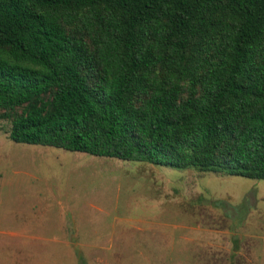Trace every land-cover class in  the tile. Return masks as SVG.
Returning <instances> with one entry per match:
<instances>
[{
    "label": "trees",
    "instance_id": "16d2710c",
    "mask_svg": "<svg viewBox=\"0 0 264 264\" xmlns=\"http://www.w3.org/2000/svg\"><path fill=\"white\" fill-rule=\"evenodd\" d=\"M10 138L264 179V0H0Z\"/></svg>",
    "mask_w": 264,
    "mask_h": 264
},
{
    "label": "rangeland",
    "instance_id": "374dc122",
    "mask_svg": "<svg viewBox=\"0 0 264 264\" xmlns=\"http://www.w3.org/2000/svg\"><path fill=\"white\" fill-rule=\"evenodd\" d=\"M11 127L0 116V264H221L220 241L264 264V179L16 142Z\"/></svg>",
    "mask_w": 264,
    "mask_h": 264
},
{
    "label": "crops",
    "instance_id": "0c3cea01",
    "mask_svg": "<svg viewBox=\"0 0 264 264\" xmlns=\"http://www.w3.org/2000/svg\"><path fill=\"white\" fill-rule=\"evenodd\" d=\"M161 192L162 193H158L157 195H152V197H150V198L151 199L153 198L154 200H157V201H163L164 198H167V199H177V196H181V195H184V196H194V194H192L191 192H184V193H182L180 195H177L176 193H173V192H166V193H163V191H161ZM154 197H156V198H154ZM189 210H192V209H189ZM199 213H202V215H201V218L202 219H204V220H209L210 219V216L208 215V213L206 212V210H203V211L200 210ZM173 223H174L173 225L178 226V223L176 221H173ZM179 226H181L182 228H184V229H186V230L189 231V234H186L184 236V238L186 240L191 239L193 233H196V235L199 236V233L197 232V230H204L205 231L207 229L206 227H204V224L202 222H196V224H191V225H183V224H181ZM222 232L225 233L226 230H222ZM190 233H192L191 236H190ZM214 238L221 240V238L219 236L214 237ZM237 241L239 242V241H242V240L239 237L237 239ZM215 246L217 247L216 248L217 249L216 250L217 255L223 254L222 251H224L225 249H226L225 251L228 252V257H227L226 261L225 260L224 261L221 260V264H240V261H238L237 259H232L231 256H230V252L236 253V254H238L240 256V252L237 249V248L240 249L239 245L233 244V243H231V244H225L224 242L220 241Z\"/></svg>",
    "mask_w": 264,
    "mask_h": 264
}]
</instances>
